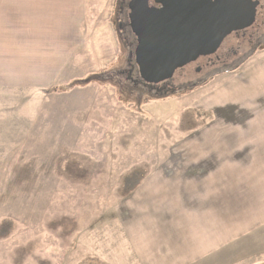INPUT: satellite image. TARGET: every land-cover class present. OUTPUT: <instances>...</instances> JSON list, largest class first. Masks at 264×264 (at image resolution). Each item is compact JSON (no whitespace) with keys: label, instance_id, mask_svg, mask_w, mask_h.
I'll return each instance as SVG.
<instances>
[{"label":"rangeland","instance_id":"obj_1","mask_svg":"<svg viewBox=\"0 0 264 264\" xmlns=\"http://www.w3.org/2000/svg\"><path fill=\"white\" fill-rule=\"evenodd\" d=\"M119 3L87 0L85 12L74 8L78 18L63 28L72 43L58 39L55 46L59 61L34 56L26 71L9 58L8 73H0V225L12 223L0 237V264H137L117 213L129 187L189 136L197 117L206 118L194 110L204 100L199 93H212L211 86L220 88L264 59V47L238 55L245 48L233 39L223 48L238 63L204 87L133 95L136 87L123 72L134 65V45L120 33ZM16 49L7 52L17 57ZM257 240L238 242L215 264H264V237Z\"/></svg>","mask_w":264,"mask_h":264},{"label":"crops","instance_id":"obj_2","mask_svg":"<svg viewBox=\"0 0 264 264\" xmlns=\"http://www.w3.org/2000/svg\"><path fill=\"white\" fill-rule=\"evenodd\" d=\"M86 3L0 0L1 75L8 73L9 58L19 59L26 71L35 64L34 56L51 54L59 61L57 40L70 46L63 28L78 18L74 8L85 12ZM43 43L49 49L37 52L35 46ZM13 44L17 57L7 52ZM262 60L220 88H208L212 93H199L204 100L194 110L205 111L206 118L197 117L190 139L162 152L165 160L144 169V180L142 176L129 187L130 195L117 213L137 264H215V256L227 254L238 242L255 237L259 244L264 237ZM43 65L49 70L50 61Z\"/></svg>","mask_w":264,"mask_h":264},{"label":"water","instance_id":"obj_3","mask_svg":"<svg viewBox=\"0 0 264 264\" xmlns=\"http://www.w3.org/2000/svg\"><path fill=\"white\" fill-rule=\"evenodd\" d=\"M147 0L133 7V28L138 37L136 63L142 79L158 84L201 56L218 51L225 38L243 30L254 16V0ZM248 23V24H247Z\"/></svg>","mask_w":264,"mask_h":264},{"label":"flooded vegetation","instance_id":"obj_4","mask_svg":"<svg viewBox=\"0 0 264 264\" xmlns=\"http://www.w3.org/2000/svg\"><path fill=\"white\" fill-rule=\"evenodd\" d=\"M253 14L254 16L248 21H251L248 26L243 30L233 32L223 41L218 51L212 55L201 56L194 62L187 64L186 66L175 71L172 79L160 82L158 84H148L145 82L140 74L139 66L136 63L135 50L138 45V37L135 34L133 28V7L139 0H120L118 5V13L122 15L120 19V28L122 31V37L128 39V43L134 45L132 56L134 58V65H130V70L124 71L123 74H127L129 80L136 87L132 89L133 95L137 92L140 97L146 96H169V95H183L184 92L191 94L195 89H200L201 86L206 84L211 79L217 77L224 71L229 70L227 65L235 67L238 61L229 57L228 49H224L225 43L236 39L235 46L239 50L238 55L252 50L251 54H254L259 49L264 47V0H254ZM144 4V0H141ZM212 4H215L216 0H211ZM147 4L150 8L162 9L163 6L155 2V0H147ZM248 24V23H247ZM247 47V48H246ZM249 47V48H248ZM222 65L221 69L219 65ZM188 67H192V72L185 73ZM195 71V72H194ZM195 75V76H193ZM113 77V75H112ZM121 84V82H119ZM122 86V85H121ZM204 87V86H203ZM202 88V87H201ZM191 93H190V91ZM189 91V92H188ZM135 92V93H134ZM131 95V93H129ZM132 96V95H131Z\"/></svg>","mask_w":264,"mask_h":264},{"label":"trees","instance_id":"obj_5","mask_svg":"<svg viewBox=\"0 0 264 264\" xmlns=\"http://www.w3.org/2000/svg\"><path fill=\"white\" fill-rule=\"evenodd\" d=\"M12 223L10 220H4L0 225V237L7 236L11 231Z\"/></svg>","mask_w":264,"mask_h":264}]
</instances>
